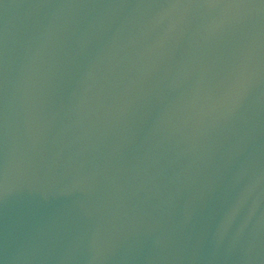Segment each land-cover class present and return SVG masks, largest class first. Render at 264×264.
<instances>
[{"label": "water", "instance_id": "water-1", "mask_svg": "<svg viewBox=\"0 0 264 264\" xmlns=\"http://www.w3.org/2000/svg\"><path fill=\"white\" fill-rule=\"evenodd\" d=\"M0 264H264V2L0 0Z\"/></svg>", "mask_w": 264, "mask_h": 264}, {"label": "snow or ice", "instance_id": "snow-or-ice-1", "mask_svg": "<svg viewBox=\"0 0 264 264\" xmlns=\"http://www.w3.org/2000/svg\"><path fill=\"white\" fill-rule=\"evenodd\" d=\"M261 2H264V0H261ZM211 6H215V5L213 4V5H211Z\"/></svg>", "mask_w": 264, "mask_h": 264}]
</instances>
